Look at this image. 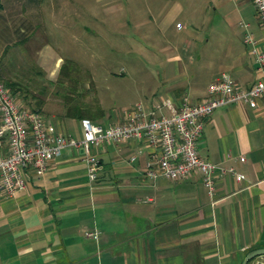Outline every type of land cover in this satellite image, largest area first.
Wrapping results in <instances>:
<instances>
[{
    "label": "crops",
    "instance_id": "0c3cea01",
    "mask_svg": "<svg viewBox=\"0 0 264 264\" xmlns=\"http://www.w3.org/2000/svg\"><path fill=\"white\" fill-rule=\"evenodd\" d=\"M179 1L177 25L180 16L194 25L202 13L196 5L205 3L204 20L218 14L227 26L222 71L210 84L226 72L240 86L252 87L262 74L245 36L251 33L255 47L264 51L254 0H188L194 11ZM68 12L58 16L36 0H0V80L26 108L34 105L36 88H44L43 75L55 82L61 74L64 59L50 45L52 27L73 35L87 32ZM177 28L181 33L185 26ZM171 59L175 76L164 91L153 92L148 106L139 102L147 113L167 98L199 101L208 95L210 84L194 96L187 67L176 52ZM38 106L54 132L83 140L82 119L73 117L80 127L73 126L74 119L48 99ZM132 107L93 121L105 126L123 121ZM198 146L203 158L234 168L244 179L219 169L212 197L200 174L186 181L152 178L147 165L158 149L130 140L95 149L101 167L91 181L84 148L65 149L43 176L29 174L24 191L0 194V264H243L250 251L264 247V103L218 108ZM94 232L97 239L87 236ZM259 260L264 257L250 264Z\"/></svg>",
    "mask_w": 264,
    "mask_h": 264
},
{
    "label": "rangeland",
    "instance_id": "374dc122",
    "mask_svg": "<svg viewBox=\"0 0 264 264\" xmlns=\"http://www.w3.org/2000/svg\"><path fill=\"white\" fill-rule=\"evenodd\" d=\"M175 1L36 0L58 16L71 12L87 32L73 35L52 27L50 45L63 56L64 68L55 82L43 75L44 88L36 91L44 96L31 98L34 105L29 108L40 110L38 105L48 99L54 107L65 110L66 117L73 118L72 112L79 108L93 112L102 109L116 117L136 103L148 106L151 94L164 91L167 81L175 76L171 59L175 52L182 67H187L193 95L203 94L214 75L222 71L227 26L218 14L204 20L205 3H200L196 8L199 6L202 13L194 25L187 26L189 19L179 17L185 26L180 33L175 23ZM180 1L195 10L193 2ZM170 22L173 26L167 30ZM44 116L48 118L46 113ZM78 123L73 126L80 127Z\"/></svg>",
    "mask_w": 264,
    "mask_h": 264
},
{
    "label": "built area",
    "instance_id": "2783aa9c",
    "mask_svg": "<svg viewBox=\"0 0 264 264\" xmlns=\"http://www.w3.org/2000/svg\"><path fill=\"white\" fill-rule=\"evenodd\" d=\"M254 5L259 26L264 30V0H254ZM181 26V23L177 25ZM241 26L247 28L249 25L242 23ZM244 42L255 55L262 74L252 87L240 86L225 72L210 84L208 95L199 101L184 97L175 102L167 98L157 103L150 113L137 103L127 111L123 121L107 126L84 118L81 120L82 141L54 132L42 112L20 104L0 80V194L14 196L24 191L30 173L43 176L51 162L68 148H84L91 181H96L101 162L95 149L107 143L121 144L130 140L158 149L147 165V174L152 178L186 181L200 174L212 197L214 175L219 169L235 174L239 180L244 179L234 168L225 170L203 158L198 146L207 120L218 108L233 105L257 108L260 102L264 103V51L255 47L251 33L245 36ZM5 141L8 142L6 153L3 150ZM87 236L97 239L99 234L94 232Z\"/></svg>",
    "mask_w": 264,
    "mask_h": 264
},
{
    "label": "trees",
    "instance_id": "16d2710c",
    "mask_svg": "<svg viewBox=\"0 0 264 264\" xmlns=\"http://www.w3.org/2000/svg\"><path fill=\"white\" fill-rule=\"evenodd\" d=\"M70 63V62H69ZM76 65V64H75ZM64 68V65L62 67V70ZM61 70V72H62ZM32 110H35V111H39L41 112V110H36V109H32ZM72 114L74 115L73 117H78L80 119H84V118H90L91 120L93 119H97V118H100L102 116H104V112L102 111V109L98 110L96 109V111H89V110H82V109H76L72 112Z\"/></svg>",
    "mask_w": 264,
    "mask_h": 264
},
{
    "label": "water",
    "instance_id": "95a60500",
    "mask_svg": "<svg viewBox=\"0 0 264 264\" xmlns=\"http://www.w3.org/2000/svg\"><path fill=\"white\" fill-rule=\"evenodd\" d=\"M262 256L264 257V247L262 249H257L252 252L250 251V253L244 259L243 264H250L252 262H255ZM255 264H264V262L259 260Z\"/></svg>",
    "mask_w": 264,
    "mask_h": 264
}]
</instances>
